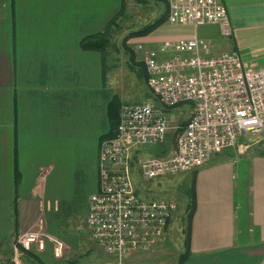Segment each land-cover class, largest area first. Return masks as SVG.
Segmentation results:
<instances>
[{
  "label": "crops",
  "instance_id": "1",
  "mask_svg": "<svg viewBox=\"0 0 264 264\" xmlns=\"http://www.w3.org/2000/svg\"><path fill=\"white\" fill-rule=\"evenodd\" d=\"M220 1L228 9L231 35H224L218 23L182 25L164 20L147 35L132 37L129 42L156 46L167 40L198 38L210 44L213 55L237 51L253 68L263 66L264 0ZM132 2L137 0H0V237L9 238L11 252L20 231L33 230L41 218L47 232H55L56 221L65 222L58 215L64 198L49 190L58 160L45 151L53 150L49 145L53 135L61 132L59 136L66 142L65 135L75 132V85L108 84L107 33L119 29ZM150 2L155 5L156 20L166 19L168 5L159 14L158 5ZM91 38L98 46L84 48V41ZM115 97L108 101L107 113ZM108 131L106 118L104 129L94 133L99 152L90 154L88 167L80 168L85 180L96 177L88 201L98 189V153ZM176 145H160L150 156H169ZM261 149L238 155L226 150L191 169L193 177L186 187L193 186L195 205L190 254L182 264H264ZM55 151L68 157L66 168L69 158L74 161L67 144L62 151ZM143 157L139 153V158ZM73 169L80 180L76 167ZM188 203L187 197L185 213H174L165 235L172 233L177 215L187 223Z\"/></svg>",
  "mask_w": 264,
  "mask_h": 264
},
{
  "label": "built area",
  "instance_id": "2",
  "mask_svg": "<svg viewBox=\"0 0 264 264\" xmlns=\"http://www.w3.org/2000/svg\"><path fill=\"white\" fill-rule=\"evenodd\" d=\"M162 1L168 5L169 23H218L224 35L233 33L227 6L220 0ZM133 49L143 54L148 84L159 100L166 107L189 102L193 111L185 125L176 126L172 154L139 158L142 146L165 141L170 121L151 100L122 104L116 135L101 144L99 185L90 196L87 225L105 256L96 264H150L131 257L161 241L177 209L175 202L141 196L135 167L146 180L188 171L234 147L245 134L264 133V65L253 68L237 51L213 55L210 44L198 38L156 46L138 41ZM37 224L20 231L11 255H0V264H26L25 255L34 248L44 250L47 241L54 256L64 258V242L46 231L44 218Z\"/></svg>",
  "mask_w": 264,
  "mask_h": 264
},
{
  "label": "rangeland",
  "instance_id": "3",
  "mask_svg": "<svg viewBox=\"0 0 264 264\" xmlns=\"http://www.w3.org/2000/svg\"><path fill=\"white\" fill-rule=\"evenodd\" d=\"M154 2L156 6L158 5L159 14L162 13L167 3L162 0H154ZM131 4L130 11L127 7L122 22L119 23V29L115 30L113 28L112 31L108 30L107 33L105 48L107 50L106 71L109 77L108 84L94 85L93 82L92 84L86 82L82 85H75V132H73V135H70V133L65 135L68 136L66 142H63L60 138L59 135L62 137L61 132L59 135H53L51 144H49L53 150L45 151L46 154L51 155L54 161L58 160V166L51 173L49 190L53 195L63 197V201H65V204L62 203L61 211L58 212L59 217L65 219V222L56 221L55 232L48 230V233L61 239L68 250L65 258H56L53 254L52 244L47 241L44 250L39 251L34 248L29 251L39 256L45 264H71V260H76L77 263L75 264H96L105 257L97 241L92 238L87 225L90 201L86 197L90 193V189L95 188L96 177L85 180V174L80 168L85 165L88 167L87 162L90 154L99 152V145L95 142L97 136L94 133L100 127L104 129L106 118H108L110 128L113 129L119 103L121 109L122 104H135L150 99L157 107L162 108L172 123L173 127L168 130L165 141L142 146L139 149L141 156L154 155L155 150L160 145L169 143L175 145L178 137V128L175 126L181 125L183 121H188L193 111V106L189 102L174 107H166L148 84L147 77L143 72L144 64L141 62V53L125 46L124 39L127 33L144 27V25L155 21L157 17L155 5L153 6L150 0H137L136 4L134 2ZM129 41L130 39L127 40L126 44L132 48L134 40ZM112 96L116 97L110 106L108 105L109 113H107L106 107ZM262 142L264 143V133H249L241 137L234 147L226 150L231 149V154L237 155L241 152L244 154L245 150L248 152L251 150L258 151L262 148L261 150L264 151ZM66 144L69 157L73 152L71 158L74 159L72 161L69 158L68 168L65 165L68 158L66 154L55 151H62ZM224 151L216 154L219 155ZM72 167H76L80 180L75 177ZM85 173L89 172L85 170ZM133 177L137 191L141 196L150 200L175 202L177 205L175 213H185L187 205L185 188L189 185L188 182H191L193 170L164 174L146 180L142 177L140 168L135 167ZM66 198L67 200H65ZM186 228H188L187 223L183 222L181 217L177 215L171 234L164 235L161 241L150 251L135 253L131 258L140 259L142 262L150 264H178L180 255L186 250ZM2 251H7V253L4 254ZM10 254L9 238L6 239V236L0 237V255L8 257ZM29 258L33 262H38L33 257ZM26 264L31 263L26 262Z\"/></svg>",
  "mask_w": 264,
  "mask_h": 264
},
{
  "label": "trees",
  "instance_id": "4",
  "mask_svg": "<svg viewBox=\"0 0 264 264\" xmlns=\"http://www.w3.org/2000/svg\"><path fill=\"white\" fill-rule=\"evenodd\" d=\"M164 20H167V18L165 19V16L164 17H161L160 19H157L156 21H154L152 23H149V24L145 25L144 27H142L140 29H137V30H134V31L130 32L128 35H126V38L124 39L125 46L127 48H130L132 50L133 49V46L131 48V46H128V44H126V42H127L128 39H130L132 37H140V36L147 35L151 31H153L155 28H157L160 25V23H162ZM97 42H98L97 40H94V39L91 38L89 41L88 40L84 41V43L82 44V46L84 48H89V49L96 48L98 46ZM144 67H145V65H144ZM145 75L147 77L146 68H145ZM120 105L121 104L119 103V105L117 106V118H116V122L114 124V127H113V129L110 128V131H108V133L103 137L102 141L104 139H108V138H111V137H113V136L116 135V132H117V129H118V124H119V121H120V118H119ZM186 123H187V121L186 122L183 121L181 125L183 126ZM185 195L188 197V200H189L188 209H187L188 210V215H187V227L188 228H186L187 238L185 240V248H186V250L180 255V257H179V263L178 264H182L185 261V259L190 254V238H189V236H190V228H191V221H192L191 218H192V215H193V209H194V205H195V196H194L193 186L192 187H186L185 188ZM29 257H33L38 262H33ZM24 261H25V263L26 262H29L31 264H39V263L45 264L40 259L39 256L35 255L34 253H30V252L27 253V255H25ZM75 263H77L76 260H71V264H75Z\"/></svg>",
  "mask_w": 264,
  "mask_h": 264
}]
</instances>
